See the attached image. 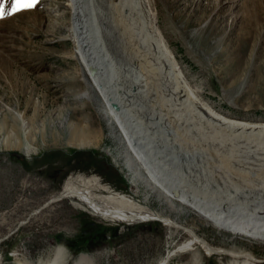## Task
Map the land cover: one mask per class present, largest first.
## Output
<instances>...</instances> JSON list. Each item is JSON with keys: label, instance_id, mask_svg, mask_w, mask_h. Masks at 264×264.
Masks as SVG:
<instances>
[{"label": "rangeland", "instance_id": "1", "mask_svg": "<svg viewBox=\"0 0 264 264\" xmlns=\"http://www.w3.org/2000/svg\"><path fill=\"white\" fill-rule=\"evenodd\" d=\"M95 2L110 16L115 36H121L119 45L127 47L119 1ZM151 4L194 93L226 117L264 124V0H151ZM11 7L8 0L6 10ZM71 17V0H39L32 9L0 19V264H42L53 258L58 246L65 247L67 264L81 253L93 256L94 264H159L162 259L167 264L233 263L228 254L206 253L199 243H191L185 230L160 220L128 224L96 216L69 198L47 203L62 191L69 176L77 175H96L112 190L135 194L147 210L190 227L211 246L251 250L262 259L255 264H264V240L233 236L187 204L173 199L171 206L158 190L135 182L125 165L118 129L108 124L100 95L77 53ZM112 49L117 58L110 62L118 63L115 71L121 84L144 98L141 115H153L159 128L179 143L178 163L185 172L180 173L181 180L218 198L230 193L234 184L264 183V171L259 166V171L252 169L245 150L249 142L263 147L264 139L235 137L188 106L177 107L162 66L137 62L128 49L125 55ZM84 91L91 94L90 100L82 96ZM67 121L85 125L95 145L85 149L67 145L68 133L55 132ZM24 128L35 152L5 151L4 138L13 132L23 136Z\"/></svg>", "mask_w": 264, "mask_h": 264}, {"label": "bare ground", "instance_id": "2", "mask_svg": "<svg viewBox=\"0 0 264 264\" xmlns=\"http://www.w3.org/2000/svg\"><path fill=\"white\" fill-rule=\"evenodd\" d=\"M117 1L125 15L123 24L127 29L125 34H128L129 42L125 48H122V43L119 45L121 36L117 37L119 34L115 36L114 25H109L110 16L106 9L99 11L97 6L95 7V0H71V18L73 31L79 44L77 53L80 54V60L100 95L103 103L102 112L108 119V124L111 128L117 127L118 129L117 136L126 150H124L126 152L125 165L131 171L135 182H144L152 190H158L159 196L164 197L171 206H173V199L187 204L218 228L232 232L233 236L244 235L248 238L264 240V183L251 185L250 181H245L241 184H234L230 188V193L226 192L218 198L217 195L203 194L202 190L187 184L183 177L181 180L182 167L178 163L179 143L169 138L167 133L159 128L157 122L153 121V115L145 118L143 112L141 115V101L144 98L140 99L136 90L133 92L126 90L124 84H121V75L115 71L118 63L110 62L112 57H116L112 47L121 53L128 49L129 56L134 55L137 62L142 60L149 65L152 61L155 63L153 65L162 66L166 77L165 82L169 80L167 88L173 93L172 97L176 99L177 107L188 106L193 111L192 113H199L202 118H206L209 124L220 127L224 132L227 131L225 133L233 134L235 137L246 136V138L255 137L263 140L264 124L226 117L194 93L185 81L157 25V17L152 9L151 0H111V5ZM123 53L125 55V52ZM131 66L134 68L133 65ZM89 94L84 91L82 96L90 100L91 94ZM21 121L26 127L28 122L23 115ZM73 124L72 121H67L65 124L62 122V130L55 132H67L69 135L67 145L69 146L78 149L93 147L95 143L90 140L93 136L91 131L81 123ZM145 126L151 129L146 130ZM28 131L24 128L23 136L19 132L8 134L2 141V148L5 151L24 149L26 155L34 153L35 148L32 140L28 138ZM245 150L249 158L247 163L252 169L259 166L264 171V146H253L249 142ZM260 168L256 170L259 171ZM257 179L259 178L255 180ZM134 195L112 190L96 175H77L69 176L62 191L51 197L47 203L69 198L78 207L96 216L128 224L160 220L168 227L185 230L191 235V243H199L206 253L228 254L232 257L234 264H255L262 260L257 258L251 250L230 251L211 246L198 237L190 227L179 224L157 212L147 210L134 198ZM66 254L65 247L58 246L53 258L47 259L42 264H67ZM167 262V259H162L159 264H167ZM73 264H94V258L89 254L81 253Z\"/></svg>", "mask_w": 264, "mask_h": 264}, {"label": "snow or ice", "instance_id": "3", "mask_svg": "<svg viewBox=\"0 0 264 264\" xmlns=\"http://www.w3.org/2000/svg\"><path fill=\"white\" fill-rule=\"evenodd\" d=\"M8 0H0V19L6 15L15 14L22 10H29L37 6L39 0H11V11L6 10Z\"/></svg>", "mask_w": 264, "mask_h": 264}]
</instances>
